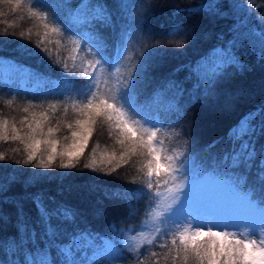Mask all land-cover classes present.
I'll list each match as a JSON object with an SVG mask.
<instances>
[{
    "label": "snow or ice",
    "instance_id": "1",
    "mask_svg": "<svg viewBox=\"0 0 264 264\" xmlns=\"http://www.w3.org/2000/svg\"><path fill=\"white\" fill-rule=\"evenodd\" d=\"M0 6H7L12 14L26 6L27 19L38 29L37 40L35 49L21 43L18 51L41 60L55 56L53 62L65 73L53 83L55 91L46 94L53 96V101H26L20 107L24 115L19 120L0 111V143L23 145L27 158L14 162L31 164L46 173L57 157L59 168H75L93 133L98 128L106 129L111 151L100 150L97 142L84 167L110 175L122 166L139 164L138 172L143 176L139 187L106 192L105 196L125 202L129 215H138L135 205L144 202V217L138 229L109 225L112 235L102 236L81 229L76 223L78 211L62 200L43 192L29 193L37 220L30 225L23 203L14 202L19 239L0 244L12 253L13 258L6 264H264V144L257 147L264 138V104L246 112L229 129L228 149L213 166H205L195 151L170 145L167 141L174 139L170 131L173 124L139 102V87L154 70L153 62L161 53L144 54L142 49L130 48L127 33L109 45L96 30L98 24L112 26L107 5L93 0H80L74 7L67 0L59 4L0 0ZM235 7L248 18L256 10L247 0ZM185 11L223 15L216 0L173 9L176 14ZM233 33L226 44L212 50L213 55L174 70H186L185 79L192 82L191 90H185L169 80L177 95L187 91L189 102L195 103L211 95L223 79L247 71L248 66L238 55L244 42L253 51L258 48L257 57L264 61V21L257 29L248 27L241 18L234 23ZM32 35L29 29L20 32L19 38L31 41ZM65 42L71 45L69 55L61 57L59 46ZM49 44L58 47L53 49ZM4 62L0 57V64ZM14 102L15 95L10 92L5 106L15 111ZM175 115L179 116V111ZM64 131L61 145L58 134ZM42 153L47 154L46 162L37 159ZM6 159V154L0 152V161ZM254 169L259 197L249 182ZM44 178V173H31L23 181L7 176L0 183V193H6L15 183L34 187ZM208 191L217 195H203ZM17 253L21 255L17 257Z\"/></svg>",
    "mask_w": 264,
    "mask_h": 264
},
{
    "label": "trees",
    "instance_id": "2",
    "mask_svg": "<svg viewBox=\"0 0 264 264\" xmlns=\"http://www.w3.org/2000/svg\"><path fill=\"white\" fill-rule=\"evenodd\" d=\"M46 2L59 4L61 0ZM97 2L107 5L112 17L111 27L98 24L96 28L109 45L119 42L127 33V37L136 38V42L131 39L130 48L136 49L137 45V49H142L144 54L152 51L161 53L153 62L154 70L139 87V102L160 119L173 124L174 127L170 131L174 139L167 142L182 149L195 151L205 166H213L229 147L226 140L229 129L246 112L264 104V61L257 57L258 48L253 51L248 43L244 42L238 55L248 66V70L243 74L235 73L223 79L212 89L211 95H206L195 103L189 102L187 91L183 96L177 95L168 81L174 80L185 90H191V79H185L188 76L187 71L174 70L182 65H191L202 57L213 55L214 48H219L231 39L234 34L233 25L241 18L247 20L254 28H260L261 21H264V0H247V3L256 9L251 18L235 7L236 4L243 5L245 0H216L222 16L204 12H173L177 6L188 9L206 0H93V3ZM67 3L74 7L80 0H67ZM0 12L4 13L0 16V57L5 61L0 64V111L19 120L24 115L20 107L26 101L46 103L54 100L53 96L46 94L55 91L53 83L58 82L65 73L53 62L55 56H45L41 60L37 56L22 55L18 51L17 45L21 43H27L30 48L35 49L37 40L35 32L38 29L33 21L27 19L26 6L16 14H12L7 6H0ZM257 16L259 20L256 19ZM9 25L12 27H8ZM29 29L33 33L31 41L27 38L22 41L19 38L20 32L27 33ZM48 47L56 49L58 46L49 44ZM59 47L61 57L69 55L71 45L65 42ZM15 88L18 89L17 92H14ZM10 92L15 95V111L5 106V99L9 97ZM177 111L179 116L175 115ZM64 134L66 131L58 134L61 137V145L64 143ZM97 142L101 145L100 150L108 148L111 151L112 141L107 130L98 128L75 168H59L60 159L57 157L53 168L46 173L31 164L25 166L23 163L14 162L27 158L23 145L18 142L0 143V152H4L8 157L5 161H0V183L10 175L17 176L21 181L31 173L46 175V178L41 179L34 187L15 183L6 193H0V215L3 216V221L0 222V244L14 237L19 239L14 202L23 203L28 223L35 225L37 211L28 194L36 192L62 200L78 211L76 223L81 229L87 228L102 236L112 235L109 225L123 229H138L141 226L144 202L135 205L139 209L138 215H129L125 202L105 196L106 192L139 187L143 179L142 174L138 172L139 164L122 166L110 175L85 168L84 164L90 160L91 151ZM259 144H264V138L259 140L257 147ZM15 148L20 151H12ZM41 158L46 162L47 154H38L37 159ZM97 159L99 160V152ZM254 172L255 169L249 176V182L255 186V194L259 197L260 186L254 183ZM133 180L136 183H132ZM16 255L19 257L21 254ZM12 258L11 251L0 246V264H6ZM128 259L130 261L131 256Z\"/></svg>",
    "mask_w": 264,
    "mask_h": 264
},
{
    "label": "rangeland",
    "instance_id": "3",
    "mask_svg": "<svg viewBox=\"0 0 264 264\" xmlns=\"http://www.w3.org/2000/svg\"><path fill=\"white\" fill-rule=\"evenodd\" d=\"M246 21V24L248 25V27H252V28H254V26L252 25V24H250V23H248V21L247 20H245ZM127 39V42L128 43H130V41H131V39H133V40H135V42H136V38L135 37H127L126 38ZM136 51H140V50H138L137 49V45H136ZM17 88H15L14 89V92H17ZM203 195H206L207 197H209V198H213V197H215L216 195H217V193H215V192H212V191H208V192H206V193H203Z\"/></svg>",
    "mask_w": 264,
    "mask_h": 264
}]
</instances>
